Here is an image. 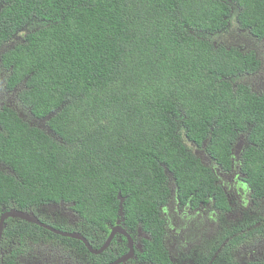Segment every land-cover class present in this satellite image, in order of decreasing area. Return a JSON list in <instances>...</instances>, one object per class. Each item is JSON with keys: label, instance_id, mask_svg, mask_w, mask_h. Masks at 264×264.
<instances>
[{"label": "trees", "instance_id": "obj_1", "mask_svg": "<svg viewBox=\"0 0 264 264\" xmlns=\"http://www.w3.org/2000/svg\"><path fill=\"white\" fill-rule=\"evenodd\" d=\"M231 16L264 36V0H0V45L23 39L1 55L8 86L25 81L20 100L34 118L49 116L52 133L0 112V163L10 168L0 173V204L63 202L103 224L116 221L120 195L129 232L141 225L152 237L143 260L170 264L160 217L168 182L180 203L226 201L185 141H205L229 170L246 135L240 171L263 197L264 94L241 82L257 62L213 43Z\"/></svg>", "mask_w": 264, "mask_h": 264}, {"label": "flooded vegetation", "instance_id": "obj_2", "mask_svg": "<svg viewBox=\"0 0 264 264\" xmlns=\"http://www.w3.org/2000/svg\"><path fill=\"white\" fill-rule=\"evenodd\" d=\"M227 26L215 39L228 49L237 48L242 55H252L257 62L255 71L242 75L241 82L255 95L264 94V36L258 37L238 24ZM23 41L21 34L0 45V112L13 111L28 126L38 129L47 127L41 119H36L19 98L23 84L9 88L11 68L5 69L1 55L6 45H17ZM1 122V121H0ZM47 131V130H46ZM0 132H2L0 128ZM244 138L239 154H232L237 138ZM231 148L230 169L222 170L200 147L189 146L215 175L216 185L225 194V204L219 205L212 197L208 201L194 202L191 198L180 203L173 181L168 182L169 196L160 208V217L165 229L163 245L167 250L170 264H254L264 262V196L257 197L249 189L245 175L240 171L241 158L246 135L237 136ZM189 149V148H188ZM190 150V149H189ZM239 150V149H238ZM191 151V150H190ZM234 155V159L233 156ZM10 168L0 163V173L9 174ZM227 206V210H226ZM45 209L48 214L44 215ZM8 212H23L58 233L79 235V239L51 232L35 223L20 218L3 219L0 234V264H112L131 253L119 264H152L143 260L144 250L152 243L151 235L140 225L134 233L124 225L123 215L114 223L87 224L77 216L66 203H52L38 207L17 208L9 203L0 204L1 217ZM39 228H35L34 226ZM234 228L239 229L235 236H228ZM111 235L108 245L102 250ZM67 238V240H63ZM192 256L186 260L187 253ZM221 254L228 257H221Z\"/></svg>", "mask_w": 264, "mask_h": 264}, {"label": "water", "instance_id": "obj_3", "mask_svg": "<svg viewBox=\"0 0 264 264\" xmlns=\"http://www.w3.org/2000/svg\"><path fill=\"white\" fill-rule=\"evenodd\" d=\"M47 119H49V116H48V118H45V120H47ZM48 133L52 134L50 131H49ZM240 144H241V143H240V138H237V140H236V142H235V145H234V149H233L232 154H234V155L239 154V151H240V148H239V147H240ZM204 148H205V143L202 144V146H201V150H200V154H201L202 156L205 155V152H204V150H203ZM238 149H239V150H238ZM234 155H232V156H233V159H234ZM196 156H197V155H196ZM117 198H118V200H119L118 214H119V216H122V215H123V214H122V202H123V199L120 197V195H118ZM7 217L20 218V219H22V220H25V221H28V222H31V223H35V224H37V225H39V226H41V227H43V228H45V229H47V230H49V231H51V232H54V233H57V234H61V233L56 232L54 229H52V228H50V227H47V226H44V225L40 224V223L36 220L35 217H33V216H29V215H26V214L23 213V212H17V213H15V212H8L7 214L3 215V216L1 217V220H0V234H1V231H2V228H3V227H2L3 219H4V218H7ZM61 235L66 236V237H71V238L79 239V240H81L82 242H84L85 245H87V243L85 242V240H84L83 238H81L79 235H75V234L68 235V234H64V233H62ZM112 236H113V235L110 234V236H109L108 239L106 240V243H105V245L103 246L102 250L108 245V243L110 242ZM130 256H131V253L128 254V255H126V256L123 257L122 259L115 261V262L112 263V264H119L120 262H123L125 259L129 258Z\"/></svg>", "mask_w": 264, "mask_h": 264}, {"label": "rangeland", "instance_id": "obj_4", "mask_svg": "<svg viewBox=\"0 0 264 264\" xmlns=\"http://www.w3.org/2000/svg\"><path fill=\"white\" fill-rule=\"evenodd\" d=\"M231 19V18H230ZM231 25H236L235 23H236V20H235V18L233 17L232 18V20H231ZM216 42H219V39H216L215 40ZM41 122H42V124L44 123L45 125H46V122H47V120H45V119H42L41 120ZM38 128V127H37ZM39 129H41V130H43L46 134H48V135H52V134H50V133H48L49 132V129L47 128V127H43V128H39ZM47 130V131H46ZM183 139V138H182ZM184 140V139H183ZM242 142H244V138L242 137V138H240V143H242ZM185 144H186V146H187V148H189L191 151L193 150L190 146H189V142H187V141H185ZM46 214H48V211H47V209H45V213H44V215H46ZM192 256V252L191 253H187V255H186V260H188L189 259V257H191Z\"/></svg>", "mask_w": 264, "mask_h": 264}]
</instances>
